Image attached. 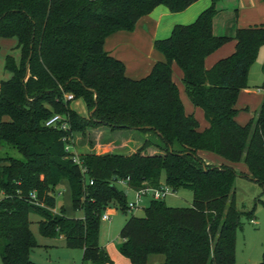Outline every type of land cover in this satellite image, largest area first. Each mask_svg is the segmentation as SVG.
I'll use <instances>...</instances> for the list:
<instances>
[{
  "label": "trees",
  "instance_id": "16d2710c",
  "mask_svg": "<svg viewBox=\"0 0 264 264\" xmlns=\"http://www.w3.org/2000/svg\"><path fill=\"white\" fill-rule=\"evenodd\" d=\"M196 1L0 0V39H14L19 51L17 63L9 55L3 60L10 77L0 81V149L20 156L0 158L1 264H35L29 260L37 247L30 214L40 218L41 237H61L66 249L81 250L82 264H110L98 247L99 217L108 205L127 212L118 182L132 191L156 189L161 178L172 193L191 192L189 207L149 200L141 217L130 215L120 227V255L131 264H146L151 256H160V264H234L236 232L242 218L252 221V211L235 207L236 174L226 166H206L197 152L242 163L264 194V95L252 119L242 126L234 121L237 94L264 44V26L237 28L232 38L213 36L220 0H210L193 23L174 26L166 39L153 42L164 61L139 80L127 79L122 63L103 50L108 35L131 31L155 7L178 13ZM230 40L233 53L205 70L204 58ZM172 62L190 104L208 124L202 132L183 112ZM66 94L84 102L86 118L69 109ZM54 115L65 121V130L44 127ZM99 128L142 139L129 154L125 137L111 153L82 151L75 164L65 144L72 147L73 135L85 140ZM62 181L81 219L54 213ZM258 264H264V251Z\"/></svg>",
  "mask_w": 264,
  "mask_h": 264
},
{
  "label": "crops",
  "instance_id": "0c3cea01",
  "mask_svg": "<svg viewBox=\"0 0 264 264\" xmlns=\"http://www.w3.org/2000/svg\"><path fill=\"white\" fill-rule=\"evenodd\" d=\"M209 6L210 0H197L185 10L178 13H169L165 7L157 6L148 15L140 18L131 31H116L108 35L104 39L103 50L108 56L122 63L124 67V76L127 79L139 80L149 73L153 64L164 61L163 57L152 48L153 42L166 39L174 26H185L193 23L197 16ZM215 9L216 12L211 20V33L213 36L232 38L237 28L264 26V0H220L216 4ZM1 40L3 39H0V42ZM15 46L16 42L14 40V44H9L8 48H15ZM234 46L235 42L232 40L220 46L204 58L203 68L208 70L217 61L228 57L233 53ZM12 58L14 62L17 63L19 60V51L17 57ZM170 72L171 81L176 87L184 114H190L192 117L194 116L193 118L198 125L197 132L204 131L208 128V124L204 120L203 113L200 109L197 110L198 108H194L190 104L193 108L192 110V108L190 109V106L186 104L187 98L186 96L184 97L185 92L181 83V72L174 62L170 65ZM9 77L10 75L6 72L5 76H2L3 79L0 81L7 80ZM263 95L264 44L258 48L256 58L248 68L246 88L241 89L237 94L234 105V109L236 110L234 121L236 124L240 126L245 125L253 118L254 113L258 110L262 102ZM68 107L80 117L86 118L88 115L84 102L81 99L70 101ZM122 137H125L124 144H126V154L135 150L140 143V138L136 134L128 133L124 136L120 133H109L106 129L99 128L90 130L85 140H79L80 137L78 134L73 135L72 148L77 153L82 151L90 152L95 155L111 153L117 147V140ZM197 156L206 166H226L235 174L238 173L246 179L249 177L246 167L242 163H229L212 153L203 151L197 152ZM119 188L124 191L125 196L128 193L132 196V190L127 189L125 186H120ZM56 194V196H60L61 191ZM54 213L56 212L54 211ZM108 214L110 219V216L115 214V210L110 209ZM37 218L38 220L36 223L40 220L39 217ZM81 218L82 215L75 219ZM123 222L124 221H122L120 227ZM56 239L58 242L56 245L38 244L29 254L31 262L38 264L35 260L31 259L34 251L39 250L44 253H49L58 250L57 253L63 255L64 258L60 259L56 256L55 258L53 257L56 262H61V264H82L81 250L66 249L62 238L56 237ZM98 247L105 252L110 264H131L126 258L120 255L118 246H113L111 243L99 244L98 242ZM47 255L50 256L49 254ZM66 257L68 259H65Z\"/></svg>",
  "mask_w": 264,
  "mask_h": 264
},
{
  "label": "rangeland",
  "instance_id": "374dc122",
  "mask_svg": "<svg viewBox=\"0 0 264 264\" xmlns=\"http://www.w3.org/2000/svg\"><path fill=\"white\" fill-rule=\"evenodd\" d=\"M9 44H14V40L3 39L0 42V80H2V76H5L6 74V72L3 71V58L6 55H9L10 57H17L18 55V51L15 48H8ZM185 96L186 94L184 95V97ZM187 99L186 104L190 106L191 109L192 107L189 100L187 101ZM138 137L142 139L141 135H139ZM117 143H122V141L119 139L117 140ZM70 150L74 152L75 155H77V152L74 151L72 147H70ZM5 156H9L14 159H20V156L13 150L4 151L3 149H0V158ZM160 185L163 186L162 178L160 179ZM118 187H120L119 184ZM60 191V196L55 195L54 211L58 213L61 210L64 216L67 218L75 219L77 217H81L82 212L80 210H73L71 207L70 196L66 182L63 181L58 184L55 189V193ZM126 196V201L132 200L131 194L128 193L126 194ZM233 198L237 210L243 212L252 211V217L250 218L252 219V221L249 222V220L242 218L241 228L236 232L234 264H258L261 258V254L264 251V207L261 204H258L256 200L259 199L260 201L264 202V194H262L261 188L256 183L236 173ZM147 201L148 199L145 198L144 200H142L140 208L134 211H127L125 213L119 212L111 205L106 206L103 212L108 213L110 209H114L115 214L110 216V219L107 222L100 221L98 229L99 244L111 243L113 246H118L120 243L118 232L122 221H125L130 215L141 217L143 214L142 209L146 206ZM162 201L167 207L187 208L189 207L191 202V192L188 189L181 188L174 193H170L169 195L165 196ZM37 217L38 216L33 214H30L28 216L29 230L34 237L37 246L38 244L56 245L58 243L56 237L43 238L38 234L36 225V221L38 220ZM57 252L58 250H55V252L51 251L49 253H44L43 251L37 250L34 251L31 259L35 260L38 264H61V262H56L53 259V257L55 258V256L60 259L64 258L63 255ZM47 254H49L50 256H48ZM65 259L68 258L66 257ZM160 263V256H151L148 258L146 264Z\"/></svg>",
  "mask_w": 264,
  "mask_h": 264
},
{
  "label": "built area",
  "instance_id": "2783aa9c",
  "mask_svg": "<svg viewBox=\"0 0 264 264\" xmlns=\"http://www.w3.org/2000/svg\"><path fill=\"white\" fill-rule=\"evenodd\" d=\"M63 98L65 101H71L72 100V96L70 94L64 95ZM44 127L63 131L67 128V125H66L65 121L60 116L54 115V116L50 117L44 123ZM70 147L71 146L69 144H65L64 151L65 152H72L70 150ZM72 161L75 164H78V160H77L76 155H74L72 157ZM81 172H84V171L81 170ZM87 184L91 185V182L88 181ZM118 184L120 186H124V183L122 181H119ZM170 193H172L171 190L164 185L163 186L161 185L156 189L144 188V189H140V190H134V191H132V200L126 202V209H127V211H134V210L141 207V202L145 198H147L148 201L149 200H163L164 197L169 195ZM99 221H101V222L109 221V214L102 212L100 217H99Z\"/></svg>",
  "mask_w": 264,
  "mask_h": 264
}]
</instances>
